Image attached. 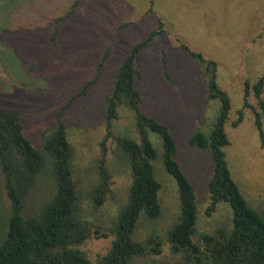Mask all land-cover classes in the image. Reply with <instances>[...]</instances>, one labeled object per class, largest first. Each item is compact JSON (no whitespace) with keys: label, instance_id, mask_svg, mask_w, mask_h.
<instances>
[{"label":"rangeland","instance_id":"rangeland-1","mask_svg":"<svg viewBox=\"0 0 264 264\" xmlns=\"http://www.w3.org/2000/svg\"><path fill=\"white\" fill-rule=\"evenodd\" d=\"M72 10L57 25L54 41L56 20ZM152 32L157 35L137 59L142 73L137 83L140 111L170 129L177 160L196 189L199 223L194 240L198 242L203 234L230 225L232 211L222 204L207 215L214 166L205 152L189 147L188 140L196 131H209L219 102L210 98L204 67L183 46L217 63L218 84L232 104L226 125L228 162L247 200L264 207V146L255 127L252 108L258 105L253 93L252 108H244L245 82L252 86L264 77V0H0V105L19 112L24 134L35 147L59 121L66 126L73 179L86 213L101 233L82 246L92 264L109 252L114 240L110 227L128 201L131 167L120 141L139 140L136 115L127 108L109 127L107 100L125 59ZM88 82L92 83L87 92L74 99ZM241 110L243 119L234 126ZM101 166L111 177L110 191L94 210L91 194ZM157 177L162 184V215L140 222L136 240L148 252L134 264L179 259L168 240L179 210L177 185L161 166ZM1 180L0 234L11 212ZM51 189L49 178L39 179L25 212L44 201ZM149 239L161 243L160 254L152 250L156 246L147 244Z\"/></svg>","mask_w":264,"mask_h":264},{"label":"trees","instance_id":"trees-1","mask_svg":"<svg viewBox=\"0 0 264 264\" xmlns=\"http://www.w3.org/2000/svg\"><path fill=\"white\" fill-rule=\"evenodd\" d=\"M72 13L73 10L56 20L54 41L57 25ZM156 35L157 32H152L134 46L118 70L107 100L109 127L119 118V111L127 108L136 115L139 140L120 141L130 163L132 181L128 201L119 209L110 227L114 237L112 246L97 263L134 264L147 254V246L136 240V231L142 220L155 221L162 215V184L157 177L158 166H161L177 185L179 202L177 218L168 229L172 253L179 259L175 263L161 264H264V207L257 208L247 200L233 177L227 158L230 141L226 125L230 120L231 98L218 84L217 63L183 46L204 67L210 98L219 102L209 131H196L188 140L189 147L205 152L214 166L209 182L207 215L212 216L222 204L232 211L230 225L203 234L198 242L194 240L199 223L196 189L177 160L178 149L169 127L140 111L142 96L137 83L142 79V73L137 59ZM101 66L102 62L99 70ZM91 83H86L74 99L84 95ZM252 93L258 109L249 104ZM263 93L264 77L252 86L245 82L244 108L253 109L255 127L264 146ZM243 116V110L239 111L234 126L240 124ZM152 134L156 137L151 138ZM43 137V144L35 147L24 134L19 112L0 105V201L3 179L11 205L0 234V264H92L82 246L94 234L98 237L101 233L86 213L82 195L73 179L72 147L66 126L59 121L55 127L46 130ZM44 177L52 182L50 195L26 213V204L39 179ZM110 179L108 171L101 166L99 182L91 194L94 210L104 204L110 191ZM147 244L156 246L152 250L160 254L161 243L157 239H149Z\"/></svg>","mask_w":264,"mask_h":264}]
</instances>
